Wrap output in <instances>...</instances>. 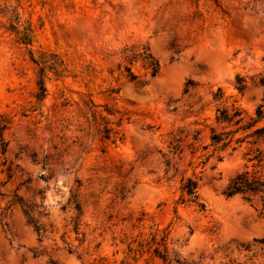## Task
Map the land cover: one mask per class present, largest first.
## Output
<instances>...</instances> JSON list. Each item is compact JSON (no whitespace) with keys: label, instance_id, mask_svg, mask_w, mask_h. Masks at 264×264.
Instances as JSON below:
<instances>
[{"label":"rangeland","instance_id":"rangeland-1","mask_svg":"<svg viewBox=\"0 0 264 264\" xmlns=\"http://www.w3.org/2000/svg\"><path fill=\"white\" fill-rule=\"evenodd\" d=\"M17 14L36 55L64 62L40 103L38 64L7 28ZM143 46L157 76L123 52ZM263 77L264 0H0V264H264L262 201L223 194L254 145L200 163L218 107L264 109ZM188 176L204 209L179 202ZM165 231L171 262L154 252Z\"/></svg>","mask_w":264,"mask_h":264},{"label":"trees","instance_id":"trees-1","mask_svg":"<svg viewBox=\"0 0 264 264\" xmlns=\"http://www.w3.org/2000/svg\"><path fill=\"white\" fill-rule=\"evenodd\" d=\"M8 29L18 34L19 40L27 46L28 51L33 61L38 64L37 86L38 89L35 92V98L37 102H42L47 95V72H52L55 76L61 77L65 71L64 62L60 56L56 53H48L46 51H36L31 47L34 43L35 32L31 23L22 22L19 14L11 16L9 18ZM123 52L125 56L132 61L140 59L144 66L150 69L152 76H157L160 71V62L153 55L149 48L143 46L142 48L126 47ZM127 53V54H126ZM127 77L131 81H136L138 75L134 73L131 67L126 66ZM193 80L188 81V86L194 85ZM236 87L240 91H244L248 88V81L245 76L238 74L236 77ZM260 83L264 85V77L260 80ZM219 90L215 94V98H220ZM264 121V109L262 106L256 110V117H251L250 120H246L244 110L240 105L233 103L232 105H223L217 108L215 122L222 126L219 128L216 125L210 127V142L202 146L201 150L205 151L201 154L206 155L205 159H202L200 163L205 164L212 157L216 156L218 161L223 160L221 152L226 149H231L232 152L237 150L243 143H250L254 145V148L250 149L248 162L251 165L246 164L244 170L238 171L229 180L227 186L223 189V194L226 197H233L236 195H242L243 198L249 202H253L256 199L262 201L264 205V161L263 154L258 144L261 139H264V124L259 126L260 122ZM8 120L5 115L0 114V141L5 145L4 130L7 128ZM111 129L106 128L107 136ZM183 131L178 133L171 132V140L169 141L170 152L176 154L181 152L182 143L188 139V135L183 136ZM199 133V132H198ZM197 139V136H194ZM190 145L193 147L192 152L196 153L200 151L195 148L193 143ZM212 148V150H210ZM166 164L168 167L173 166L171 159L167 158ZM212 168H215L213 166ZM180 203H194L205 208V204L200 201L201 196L199 193V180L192 176H188L182 179L180 186ZM36 229L39 230L40 226L36 225ZM157 235V233L155 234ZM169 231H165L160 240L156 239V246L154 252L161 257L164 261L171 262L168 255L169 249ZM161 247H163L161 249Z\"/></svg>","mask_w":264,"mask_h":264}]
</instances>
